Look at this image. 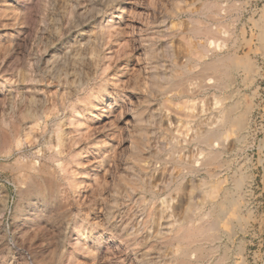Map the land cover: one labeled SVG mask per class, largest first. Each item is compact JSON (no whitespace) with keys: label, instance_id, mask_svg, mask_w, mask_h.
<instances>
[{"label":"rangeland","instance_id":"374dc122","mask_svg":"<svg viewBox=\"0 0 264 264\" xmlns=\"http://www.w3.org/2000/svg\"><path fill=\"white\" fill-rule=\"evenodd\" d=\"M131 1L0 0V264H70L71 257L72 264H92L66 239L73 241L74 229L83 226L96 227L94 244L101 253L95 264H175L179 227L209 220L211 204L224 205L219 238L201 239L194 246L203 248L204 258L197 252L189 261L264 264V0H135L139 8L127 16L131 24L116 43L132 54L128 59L135 69L126 93L140 106L128 111L129 134L109 160V172L101 171L102 183L69 195L60 180L58 195L69 205L57 200L46 207L27 181L15 180L16 174H34L44 186L53 182L51 162L37 159L35 151L57 125L67 132L72 107L98 82L105 55L98 36L108 10L118 3L128 8ZM209 3L218 7L211 11ZM86 40L95 52L89 46L80 49ZM231 54L247 59L252 68L233 71L223 93L228 97L224 106L236 99L239 109H248L246 129L240 140L234 128L227 131L220 146L223 166L212 169L216 177L195 160L203 146L192 137L217 115L210 109L215 90L199 88L200 78L211 75L203 71L204 63ZM185 78L188 93L180 85ZM119 104L112 113L116 122L126 119ZM30 127L40 140L37 148L27 143ZM18 139L21 149L5 157ZM29 160L45 162L46 168L31 173L23 168ZM13 168L22 169L14 174ZM33 208L36 222L29 217L19 223L20 215Z\"/></svg>","mask_w":264,"mask_h":264},{"label":"bare ground","instance_id":"6f19581e","mask_svg":"<svg viewBox=\"0 0 264 264\" xmlns=\"http://www.w3.org/2000/svg\"><path fill=\"white\" fill-rule=\"evenodd\" d=\"M120 4L121 3H118L117 6L111 11L108 10V19L102 26L101 32L98 36V39L104 42L102 49H104L105 55L101 72L97 77L99 79L96 83V86H93L94 88H91L84 97L78 100L79 103L72 107L66 120L67 132L63 131L62 126L57 125L56 129L51 135H49L47 141L44 142V146L35 151V155L40 157H36L37 159L49 160L51 162L53 166V182L49 185L47 184V186H44L36 180V176H34V174L15 175V180L17 183L23 184L27 181L28 185L36 190L41 198L40 201L45 203L46 207H54L57 200L61 201V203H63L61 205L64 207L69 205L68 199L65 198L64 201H62L58 195L60 186L63 183L67 185V190H65V193L69 195L71 193H80V190L82 189L84 191L87 190L88 192L89 190L93 191L100 186L102 183L100 175L101 171H104L105 173L109 172V160L114 158L116 151L121 147L122 141L125 140L129 134L128 119L130 118L128 111H131L133 107L140 106L136 96H130L126 93L127 84L129 82L130 76L132 75L130 72L135 69L134 65H131L130 59H128V57H131L132 54H129V52H124V50L121 48V45L116 43V38L119 36L123 28L129 27L131 24V21L127 18V16L134 15L136 11L134 10V7H139L136 5L135 0H132L128 3V8H125ZM216 6V3L208 4V8L211 11L212 8H215ZM205 31L207 32L208 30L206 29ZM113 43L116 44L114 47L112 46ZM79 46L83 51H86L87 46L91 48L92 52H95L97 49L96 46L92 47V43L89 40L79 44ZM202 52L204 55L208 53L206 46H202ZM121 54L124 56L123 59H121ZM235 55L231 54L222 57H213L210 61L204 63L203 66V71L210 72L211 75L206 76V74H203L201 77H206L200 78L202 80L199 84L200 89L207 90L209 88H213L215 90V92L211 94L210 109L212 111H216L217 115L214 116L215 121L212 120L213 122L210 124L211 126L204 131L198 129L192 137V140L203 146L199 152V158H196L195 160H201V165L207 169V172L211 176H216V172H214L212 169L221 168L223 166V162L221 161L223 149L220 146L223 144V142H225V138L228 136L227 131L229 128H234V133L236 134L237 140L241 139L242 132L246 129V120L244 114L248 111V109H239L238 105L240 101H237L236 99H229V104L224 106V102L228 97L224 96L223 93L231 85L233 80L232 72L238 71L239 69L249 71L251 68V64L247 59H241L235 57ZM198 56H201V53H199ZM77 59L82 58L80 55H78ZM93 61L95 64L98 63V56L96 54L93 58ZM117 61V71L112 74L110 73V68H112V65H114ZM129 65L131 66L129 67ZM254 76L255 73L252 78ZM87 78L88 76L86 79ZM206 79H208V82L205 81ZM188 80L189 79L187 78L181 80L180 85H182L184 93H188L191 90L187 84ZM111 84H114L115 87L113 88ZM81 86L84 87L83 82L81 83ZM112 88L114 91H111ZM118 103H120L118 106L120 114L125 113L126 119L123 118L116 122L112 113L115 112V110L113 111V108L115 109ZM188 103L189 102H185V104ZM200 107L201 108H198L201 111L206 109V102L204 100L201 101ZM93 112L96 114H93ZM116 113H118V111ZM212 114L213 113H211V115ZM103 118H106L105 123L102 122L104 120ZM101 122L103 124H100ZM28 130L29 133H27V136L29 140L27 143L30 147L37 148L40 145V140L34 133H32L33 130L31 127ZM232 130L230 129V131ZM123 136H125L124 139ZM21 142L22 141L18 139L15 142L16 148L13 147L12 149L10 148V150L5 151V157H10L15 151L20 150L22 147ZM199 165L197 167H199ZM24 167L31 170V173H37L40 170L46 168V165L45 162H38L36 164L29 160L25 162V166H23V168ZM21 169L22 168H13V173H19ZM60 180L63 182L62 184H59ZM82 197L84 198V196ZM223 206L211 204L209 212L206 213L210 218L209 220H207V217H204L203 219L201 218L202 220L198 223H194V225L189 224L192 222L189 220L186 223L187 225L184 224L179 227L178 232L174 236L178 242L177 248L175 250V254L177 256L176 260H174L175 264H200L189 261L190 255L192 253L198 252L200 254L199 258L203 259V248L199 247L198 245H194H196L201 239L209 238L208 240H213L219 238L217 232V227L219 224L218 217L221 215V213L223 214V211L221 212V207ZM33 207L35 208L38 206H35L34 204ZM40 207L42 210L44 209V206ZM34 208L32 212L33 214H29L28 211L22 213L20 215L21 219L19 223L23 224L29 217L33 219L34 222H36V216L32 217V215L36 213ZM88 217L89 215L86 214L84 219L87 220ZM78 219H80V217H78ZM93 226H95V224H93ZM95 228L83 226L80 231H76L74 229L75 233L73 235L75 238L72 239L73 241H70L68 237L66 238L69 241V246L74 247V250H83L87 256L92 258V264L97 262V255L101 253V250L99 249L100 247L94 244L96 242V238L92 230ZM66 239L64 240L66 241ZM107 240H110V238L108 237ZM89 241L92 242L91 246H88ZM212 251L213 249L207 250L206 255L211 254ZM223 253L225 252L223 251ZM71 258H69L70 260L68 261L70 264L73 263ZM75 260L76 259H74V261ZM83 263L86 264L85 261ZM88 263L90 264L91 262ZM216 264H221V260L216 262Z\"/></svg>","mask_w":264,"mask_h":264}]
</instances>
